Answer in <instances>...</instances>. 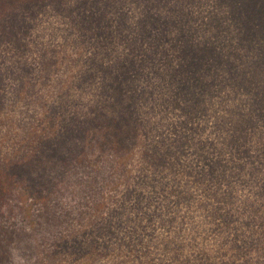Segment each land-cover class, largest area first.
I'll list each match as a JSON object with an SVG mask.
<instances>
[{
    "label": "rangeland",
    "instance_id": "obj_1",
    "mask_svg": "<svg viewBox=\"0 0 264 264\" xmlns=\"http://www.w3.org/2000/svg\"><path fill=\"white\" fill-rule=\"evenodd\" d=\"M184 102L193 147L236 131L241 148L264 149V0H0V214L19 225L12 237L0 226L4 264H183L202 250L214 264H254L201 209L205 232L185 230L172 253L162 235L174 226L120 239V258V231L98 228L129 226L123 193L135 194L121 169L140 174L145 142L174 136L166 125Z\"/></svg>",
    "mask_w": 264,
    "mask_h": 264
},
{
    "label": "trees",
    "instance_id": "obj_2",
    "mask_svg": "<svg viewBox=\"0 0 264 264\" xmlns=\"http://www.w3.org/2000/svg\"><path fill=\"white\" fill-rule=\"evenodd\" d=\"M183 104L182 109L186 116L183 118L182 115V119L176 124L166 125L171 126L170 130L174 136L166 131V135L172 137L170 140L167 138L168 142L166 138L156 137H152L149 146L148 141L145 142L146 147L141 151L143 164L139 167L140 174L133 177L131 170L127 168L123 171L121 167L123 176H127L129 181L126 189L131 186L128 192L135 194L133 199V195L123 193V202L127 201L128 204H123L126 212L122 218L130 222L129 226L124 223L119 225L121 229L116 228L113 219L108 217L102 219L101 224L99 222L98 228L104 231L103 236L108 231L112 236L115 235V230L120 231L113 248L118 250L114 253L115 257L120 258L124 237L129 240L130 247L135 243H143L145 237H155V231L159 235L162 234L159 232L161 228L174 226L178 228L174 235H170V232L162 235L167 239L164 241H168L164 246L166 252L172 253L173 249L167 246L173 244L174 239L184 234L185 230L205 232L204 220H201V224L198 221L201 209L207 223L214 222L222 228L225 233L222 239L232 251L249 250L254 264L264 263V149L258 148V145L241 148V143L246 141V135L236 131L218 133L215 140L202 136L205 142L198 137V144L193 147V104ZM254 119L251 117L249 120ZM238 121L240 120L237 118L229 120L231 124ZM176 142H181V145L175 144ZM88 160L89 158H84L83 164L86 165ZM81 163L82 159L78 164ZM97 166V175L101 174L102 177L107 174L103 161H99ZM85 174L88 175L85 172L82 178L88 180ZM4 201L0 200V207ZM99 209L100 207L98 211ZM9 211V214H0V226L3 230L11 228L7 236L12 237L19 233V225L6 227L15 224L10 219L13 210ZM227 228L231 230L225 231ZM99 238H86L85 241L91 240L96 248L111 247L110 239ZM1 240L0 238V264H4L6 248L2 247L4 243ZM193 261L188 263L186 260L183 264H214L209 252L204 250ZM169 262L170 257L167 255L166 258L163 256L160 262L152 264ZM115 264H122V261Z\"/></svg>",
    "mask_w": 264,
    "mask_h": 264
}]
</instances>
